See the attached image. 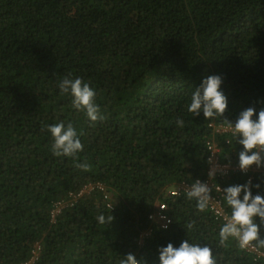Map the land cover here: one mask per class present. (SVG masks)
Masks as SVG:
<instances>
[{
	"label": "trees",
	"instance_id": "obj_1",
	"mask_svg": "<svg viewBox=\"0 0 264 264\" xmlns=\"http://www.w3.org/2000/svg\"><path fill=\"white\" fill-rule=\"evenodd\" d=\"M69 73L96 90L105 119L95 126L59 92ZM209 75L222 79L226 111L192 116L186 106ZM248 108L253 119L264 109V0H0V264L26 261L37 243L39 264H119L128 254L160 264L159 250L183 241L208 246L217 264H264L235 239L221 244L223 222L208 209L169 196L205 175L209 141L239 163L240 137L216 134L210 124H235ZM59 122L83 132L79 157L91 171L52 155L42 127ZM98 181L114 209L95 191L51 222L57 200ZM236 185L248 183L226 181ZM249 187L264 197V162ZM163 199L173 223L157 224L141 247ZM99 215L113 220L101 225ZM254 221L264 239V225Z\"/></svg>",
	"mask_w": 264,
	"mask_h": 264
},
{
	"label": "clouds",
	"instance_id": "obj_2",
	"mask_svg": "<svg viewBox=\"0 0 264 264\" xmlns=\"http://www.w3.org/2000/svg\"><path fill=\"white\" fill-rule=\"evenodd\" d=\"M222 79L216 75L207 76L191 96V102L186 106L189 114L199 117L201 113L204 118L223 117L227 108V98L219 89ZM61 95H70L71 106L77 111H82L86 118L95 126V122L103 121L105 117L95 102L96 90L85 82L81 77L73 76L71 73L61 77L57 84ZM255 110L248 108L243 111L235 124L225 120L228 128L234 135L240 137L239 143L243 151L239 153V167L247 171L250 166H262L264 162V109L253 119ZM183 120L177 119L176 124L183 127ZM51 133L53 142L50 151L54 157L72 158L74 167L83 171H91V164L87 160H80L79 153L84 150L81 141L83 132H78L72 123L65 125L63 122L53 125H44L42 131ZM212 173H210L211 175ZM250 184V182H249ZM257 187H259L257 185ZM243 192V198H240ZM224 200L231 209L230 215H224V223L219 229L221 244L230 238L238 242L241 249L259 250L264 248V239L259 235V225L254 217L260 218V225H264V197L252 196L249 185L229 186L224 189ZM189 200L196 201V209L203 213L211 203L210 189L207 184L197 180L190 188L185 190ZM99 224L111 223L113 217L99 215L96 217ZM186 227L191 230L193 223L189 222ZM160 264H217L212 250L208 246L201 247L197 243L183 241L179 248L171 243L160 250ZM119 264H139L132 254L121 259Z\"/></svg>",
	"mask_w": 264,
	"mask_h": 264
},
{
	"label": "built area",
	"instance_id": "obj_3",
	"mask_svg": "<svg viewBox=\"0 0 264 264\" xmlns=\"http://www.w3.org/2000/svg\"><path fill=\"white\" fill-rule=\"evenodd\" d=\"M234 125V124H233ZM211 129L220 135L226 136H237L232 133L228 128L227 123H217L212 122L210 124ZM208 148V167L205 175L196 177L193 180H185L178 183L175 187L169 190L170 197H183L185 195V190L190 188L197 180L202 183L207 184L210 189L211 203L207 208L215 217L224 223V215H230L231 209L226 205L224 200V189L227 188L226 181L231 179L233 176L242 177L246 179L248 185L253 183L256 173L260 167L256 165L250 166L247 171H242L239 167V163H234L226 160L222 154V148L214 141H209L207 144ZM264 156V153H262ZM210 173H212L210 175ZM250 182V184H249ZM95 191L104 192L108 201V207L110 209L115 208V203L108 192V187L105 183L90 182L86 184L79 191L71 192L68 198L57 200L53 208L51 209V222L56 223L60 215L71 207H74L76 203L85 195L91 194ZM242 199V197L240 196ZM150 224L143 229L139 239V245L141 247L145 246L149 239L154 235L156 230V225L159 224L161 229L167 230L171 227L173 223V217L169 210V204L166 200H160L156 204L155 210L149 215ZM243 251L250 254L256 260L264 261V249L259 250L252 249H242ZM42 253V244L37 243L32 251L29 259L20 264H39Z\"/></svg>",
	"mask_w": 264,
	"mask_h": 264
}]
</instances>
